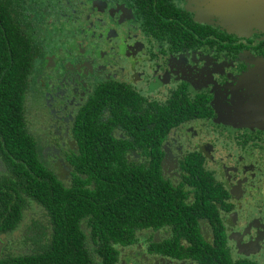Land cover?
Here are the masks:
<instances>
[{"label": "flooded vegetation", "instance_id": "af4514ba", "mask_svg": "<svg viewBox=\"0 0 264 264\" xmlns=\"http://www.w3.org/2000/svg\"><path fill=\"white\" fill-rule=\"evenodd\" d=\"M3 5V30L34 53L26 121L65 187L68 244L104 246L113 225L104 264H264V0ZM96 114L114 129L82 130ZM106 134L119 177L95 196L110 189L76 173ZM23 215L0 258L40 264L55 244L23 235L44 211Z\"/></svg>", "mask_w": 264, "mask_h": 264}, {"label": "trees", "instance_id": "16d2710c", "mask_svg": "<svg viewBox=\"0 0 264 264\" xmlns=\"http://www.w3.org/2000/svg\"><path fill=\"white\" fill-rule=\"evenodd\" d=\"M3 3L4 0H0V160L3 165V171L0 173V234L16 229L24 212L33 210L34 205H38L44 211L45 217L37 220L32 218L26 223L23 236L32 242L34 236H37L55 244L48 247L49 250L44 255L45 261L40 264H65L66 258L76 262L86 260L85 264H104L103 260L110 256L107 242L108 238L113 236V225L100 227L104 229L101 232V242L104 246L81 249L79 241L78 246L67 243V236L70 234L65 187L60 184L58 176L39 158L36 142L26 121V93L34 67V53L30 47L31 43L17 39L8 28L3 30V18L6 13ZM83 118L85 120V117ZM85 122L87 125L81 126L82 130L90 131L94 135L100 131L108 132L114 129V123H108L99 114ZM80 124L82 125L78 121V125ZM105 137L103 145L90 144L100 148L99 151L86 147L87 166L82 168L81 164L76 173L78 179H92L98 186L110 189L108 192L96 193L95 196L111 194L113 181L119 177L118 170H114L112 164H109L115 158V154L107 148L113 138L107 134ZM95 138L96 136L88 137L89 140ZM126 176L125 172L123 177ZM72 203L75 202H70ZM106 219L101 216V220ZM46 228L50 230L49 238L46 237L48 230L46 233L44 231ZM32 253L24 257L5 256L0 258V264H35L36 254L34 251ZM96 259L100 261L95 262ZM55 261L57 262L54 263Z\"/></svg>", "mask_w": 264, "mask_h": 264}]
</instances>
